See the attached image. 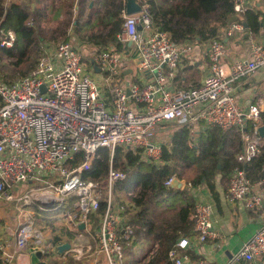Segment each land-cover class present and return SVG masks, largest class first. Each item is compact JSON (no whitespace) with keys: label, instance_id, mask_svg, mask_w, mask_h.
I'll use <instances>...</instances> for the list:
<instances>
[{"label":"built area","instance_id":"2783aa9c","mask_svg":"<svg viewBox=\"0 0 264 264\" xmlns=\"http://www.w3.org/2000/svg\"><path fill=\"white\" fill-rule=\"evenodd\" d=\"M232 2L237 14L256 9L253 0ZM58 4L59 0H47L53 12ZM122 17L117 42L129 51L108 49L96 54L87 65L73 45L44 41V55L26 77L12 84L0 78V203L14 207L18 223L15 249H4L2 253L5 264H13L16 255L28 249L33 254L45 253L41 247L43 223H60L74 233L69 253L82 260L92 247L79 232L80 225H88L90 215L99 211L102 202L104 214L90 237L96 240L97 251L107 264H123L136 227L126 224V208L115 199L114 191L127 176L112 162L104 181H88L83 175L100 148H108L111 156L118 147L135 155L143 151L148 161L161 163L162 145L152 142V138L165 123L241 133L242 145L236 154L241 168L229 176L227 199L261 211L263 223L233 262L264 258V178L252 181L246 171L264 146L259 133L264 126V109L260 104L242 108L236 99L237 83L264 67V30L258 36L248 31L250 57L230 65L224 63L226 44L212 40L204 51L209 67L200 86L176 89L172 82L196 44H176L167 32L155 27L148 5L135 15H128L125 7ZM242 31H247L242 23H233L226 36L231 38ZM15 41V34L9 32L0 46L12 48ZM135 60L151 79L130 85L129 97L125 86H112L109 80L113 77L119 81L123 66ZM96 68L103 75L101 80L94 76ZM81 153L82 162L71 167ZM175 179L166 185L172 186ZM181 182L183 186L185 181ZM128 195L136 193L129 191ZM217 237L213 206L196 203L193 235L181 238L170 251L171 264H183L181 252L192 241L204 243ZM157 248L150 251L147 261ZM199 264L210 263L204 260Z\"/></svg>","mask_w":264,"mask_h":264},{"label":"trees","instance_id":"16d2710c","mask_svg":"<svg viewBox=\"0 0 264 264\" xmlns=\"http://www.w3.org/2000/svg\"><path fill=\"white\" fill-rule=\"evenodd\" d=\"M44 0H0V44L9 32L16 41L12 48L0 46V78L8 84L26 77L43 56L42 42L65 36L64 42L71 38L69 29H84L81 24L86 11V27L91 17L98 11L92 8L89 0H62L67 7L69 19L62 22L61 29L43 38L39 35L41 20L46 17ZM69 2V3H67ZM148 5L152 20L159 30L167 32L176 44L186 42L205 44L214 39L223 40L233 23H242L248 31L259 34L264 30V11L256 6L254 11L237 14L232 0H137ZM108 3V2H107ZM111 9H110V6ZM77 7V8H76ZM109 7V9H107ZM126 0H110L105 3V12L97 17L98 35L88 40L101 50L112 48L117 52L129 51L127 46L117 42L122 31V11ZM77 10L76 21H72ZM58 17V16H56ZM83 27V28H82ZM50 38V39H48ZM51 41V40H50ZM10 67L11 72L4 69ZM194 65L189 70H196ZM199 85V81L196 82ZM264 121V112L262 114ZM171 126L169 138L162 144L161 163L155 164L145 158L143 151L135 155L132 151L118 147L114 155L108 148H100L91 168L83 175L85 180L101 182L107 177L110 163L126 174V180L119 182L114 197L126 208V224L135 226L133 243L147 244L149 251L158 246L155 255L146 264H171L169 253L181 238L192 237L195 225L196 202L187 187L175 189L166 185L172 178L184 180L187 186L207 184L215 193L217 180L229 184L230 174L241 166L235 163L236 154L241 149V133L236 130L222 131L218 127L201 133L198 138L189 125L166 123ZM83 154H78L70 165L82 162ZM247 176L252 181L264 178V146L260 155L246 166ZM129 191L136 193L131 197ZM105 203L99 211L89 217L93 229L99 227L104 214ZM56 227H54V230ZM65 233V230H63ZM74 234H70V238ZM60 239V237H57ZM148 255H130L125 264H144ZM126 260V259H125Z\"/></svg>","mask_w":264,"mask_h":264},{"label":"crops","instance_id":"0c3cea01","mask_svg":"<svg viewBox=\"0 0 264 264\" xmlns=\"http://www.w3.org/2000/svg\"><path fill=\"white\" fill-rule=\"evenodd\" d=\"M61 1L62 0H59L58 7L60 6ZM253 2L255 3V6H258L264 11V0H253ZM256 35L258 36V34ZM222 41L227 47V57L224 59L225 64L230 65L238 59L250 57L251 39L248 35V30L237 32L231 38H227L226 36ZM210 43L211 41L205 44H196V47L201 49L202 59L192 61V58L195 55L193 53L184 59L176 79L172 82V86L174 88H195L197 87L196 82L198 81L199 85L201 84L203 75L209 67V60L204 54V51H207ZM132 62L137 64L136 60ZM126 65L127 63L123 66L122 73L118 81V83L125 86V88H127L128 84L130 87V85L134 83H145L151 79L149 75L141 72L138 65L137 68L140 71L138 76L133 77L131 80L123 78L124 76H128L133 73V70ZM191 65H194L198 71L189 70ZM126 72H128V74L125 75ZM95 73L99 74V72ZM198 76L200 77L198 78ZM101 79L102 77L98 78V80ZM236 99L242 108H247L252 104H260L264 109V67L259 69L250 77L242 79L237 83ZM134 106L135 104H132V107ZM167 128L170 130L172 129L171 126L161 124L158 127L157 132L159 130L167 133ZM204 132L206 131L202 130L201 125H195L192 127V133L197 138ZM152 142L160 145L163 144L162 141L157 140L156 134L152 138ZM235 163H237L236 157ZM186 185L187 183L185 181L181 189H183ZM186 187L194 197L196 203H209L213 206V229L218 234V237L215 239H208L204 243L192 241L190 246L185 251L181 252L182 259H184L183 264H199L200 261L204 260L208 261L210 264H231L229 257L235 258L244 243L249 241L262 225V212L247 209L243 203L229 202L227 199L228 183L222 184L220 180H217L215 193L209 189L207 184ZM4 209H10L13 216L11 219L5 218ZM12 209H14L12 205L0 203V242H2L0 245V264H5V260L2 256L4 249L7 251H13L15 249V233L18 223L16 219V211L14 210V212H12ZM13 223L14 227L12 226ZM54 227H56L55 230ZM97 229L98 228L93 229L90 222H88V225H85L84 230H79V232L85 236V241L88 240V243L92 248L91 251L87 252L85 258L82 260H76L73 255L69 253L70 249L64 253H59L58 251V247L64 244H70L71 248L76 235L70 238V234H72V232H70L66 227L59 226L55 223H43L41 226V247L45 249L43 260L47 262V264H67L69 260L71 261H69V264H107L104 256L99 254L97 251L96 240L90 237ZM63 230H65V233H63ZM57 237H60V239H57ZM32 245L33 243L30 244V246ZM148 251L149 248L147 244H131L126 249V260L123 264L127 262L129 255L132 258H134V255L142 257L143 255H149L150 252ZM143 252L144 254L142 255ZM36 254H33L32 251L28 249L17 254L13 264H32V260L35 258ZM143 263L146 264L147 259L145 261L143 260ZM240 263L264 264V258L259 257L255 262L240 261Z\"/></svg>","mask_w":264,"mask_h":264},{"label":"rangeland","instance_id":"374dc122","mask_svg":"<svg viewBox=\"0 0 264 264\" xmlns=\"http://www.w3.org/2000/svg\"><path fill=\"white\" fill-rule=\"evenodd\" d=\"M109 1L110 0H89L91 7L95 8L98 11L96 14H94L91 17V20L89 22L90 24L86 27L87 16H90V13H91V12L86 11L84 18H82V20H81V24H82V26H84V29H81V31L76 32L77 30H74V29H72L73 27H71L67 33V35L71 38V40L67 43L73 45L75 48H77L80 51L81 56L83 57V59L87 65H89L91 63L93 57L98 52V48L93 43L89 42L88 38L91 35H98L99 34L100 28H98L96 26L97 22H98L97 17L101 16L105 12V3L109 4ZM67 3H69V2H67ZM43 5L46 8V13H45L46 17L43 20H41V23L39 26V35L41 37L47 39L46 38L47 35H51V34L55 35V33H53V32L55 30L59 31L62 27V22L66 21L69 18L66 14L67 7H66V4L64 2L61 1L60 6L57 8V10L55 12H53V9L50 8V5H47V0L43 1ZM107 9H109V7ZM110 9H111V6H110ZM74 13L75 14H74V17L72 18V21H76L77 10L74 11ZM56 16H58V17H56ZM64 38H65V36H62L61 38L55 40V42L62 43V42H64ZM48 39H50V38H48ZM50 40H49V42H53L52 39H50ZM110 49H112V48H110ZM101 51H104V50H101ZM193 54H195V55L193 56L192 61L202 59L201 49H199L198 47H195ZM126 66L130 67L133 70V73L128 75V76H124L123 78L131 80L133 77H136L139 75L140 71L138 70L137 64L135 62L131 61V62L127 63ZM4 70L7 72L12 71L10 67L5 68ZM94 76L97 78L102 77L100 74H94ZM199 77L200 76H198V78ZM109 82H110V85H112V86L115 84H119L117 79L113 78V77H110ZM132 104L134 105L133 100H132ZM169 130L170 129L167 128V133H165L164 131L158 130V132L156 133L157 140L162 141V142L167 141L169 138V134H168ZM4 210H5V218L11 219L13 216H12L10 209H4ZM12 212H14V209H12ZM57 225L62 226L60 223H57ZM12 226L14 227V223ZM143 254H144V252L142 253V255ZM69 261L67 264H69L71 262V261L70 262ZM73 264H77V263H73Z\"/></svg>","mask_w":264,"mask_h":264},{"label":"water","instance_id":"95a60500","mask_svg":"<svg viewBox=\"0 0 264 264\" xmlns=\"http://www.w3.org/2000/svg\"><path fill=\"white\" fill-rule=\"evenodd\" d=\"M142 10V6L137 2V0H127L126 2V12L128 15H135L140 13ZM141 30V28H139ZM95 71L98 73L99 70L96 68ZM128 74V72L125 73V75ZM43 90H45V88H43ZM127 94L130 97L132 95L131 93V88L129 87V84L127 85L126 88ZM260 135L264 138V126L262 128H260L259 130ZM172 187L175 189H181L182 188V182L179 179H175L173 181ZM80 229L84 230L85 229V224H81L80 225ZM2 244V242H0V245ZM70 249V244H64L60 247H58V251L59 253H64L65 251H68ZM43 255L44 253L42 252H38L35 255V258L32 260V264H47V262H45L43 260ZM234 260V257H229V261L232 263ZM233 264H241L239 261H235Z\"/></svg>","mask_w":264,"mask_h":264}]
</instances>
